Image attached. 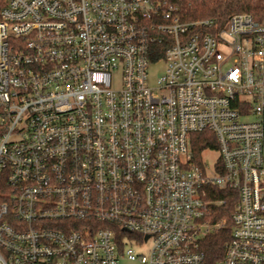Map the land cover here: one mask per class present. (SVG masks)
Instances as JSON below:
<instances>
[{"label": "built area", "instance_id": "built-area-1", "mask_svg": "<svg viewBox=\"0 0 264 264\" xmlns=\"http://www.w3.org/2000/svg\"><path fill=\"white\" fill-rule=\"evenodd\" d=\"M2 3L0 264H211L219 190L239 199L215 264H264V18ZM205 131L213 171L192 147Z\"/></svg>", "mask_w": 264, "mask_h": 264}, {"label": "trees", "instance_id": "trees-1", "mask_svg": "<svg viewBox=\"0 0 264 264\" xmlns=\"http://www.w3.org/2000/svg\"><path fill=\"white\" fill-rule=\"evenodd\" d=\"M173 3L178 6L179 14L183 20H196L201 18L215 19L218 25L224 24L231 16L237 13H250L256 19L264 18V0H159ZM0 0V7L2 6ZM159 54L153 57L155 62L162 55V46ZM196 162L199 163L207 147H216V139L211 131L196 133L192 143ZM222 201L214 207L212 220H225V226L208 235L202 243V249L211 264L220 260L226 250V244L231 238L232 214L238 202V193L219 190L214 196Z\"/></svg>", "mask_w": 264, "mask_h": 264}, {"label": "rangeland", "instance_id": "rangeland-1", "mask_svg": "<svg viewBox=\"0 0 264 264\" xmlns=\"http://www.w3.org/2000/svg\"><path fill=\"white\" fill-rule=\"evenodd\" d=\"M164 68H165V64L163 61H160L154 64L153 66H151L150 78L152 82H154L157 79V77L164 71ZM203 157L206 161L208 170L213 171V166L218 158V152L216 151L205 152L203 154ZM121 264H137V263L129 261L128 259L124 258L121 260Z\"/></svg>", "mask_w": 264, "mask_h": 264}]
</instances>
